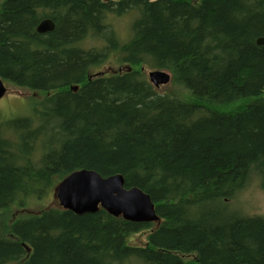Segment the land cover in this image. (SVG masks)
<instances>
[{"label": "trees", "instance_id": "trees-1", "mask_svg": "<svg viewBox=\"0 0 264 264\" xmlns=\"http://www.w3.org/2000/svg\"><path fill=\"white\" fill-rule=\"evenodd\" d=\"M126 14L125 41L112 23ZM261 37L264 0H0V80L41 96L0 121V264H264V218L229 204L252 176L264 189ZM109 61L129 69L100 73ZM80 170L148 195L156 226L103 209L15 216Z\"/></svg>", "mask_w": 264, "mask_h": 264}, {"label": "water", "instance_id": "water-1", "mask_svg": "<svg viewBox=\"0 0 264 264\" xmlns=\"http://www.w3.org/2000/svg\"><path fill=\"white\" fill-rule=\"evenodd\" d=\"M54 29L50 20L42 21L37 33L44 34ZM264 45V38L256 40ZM149 81L154 86L167 84L170 77L165 72H150ZM6 92L0 80V99ZM59 205L76 215L95 213L99 208L113 217L133 223H149L158 220L149 196L136 188L125 190L121 176L102 178L94 171L80 170L68 175L55 190Z\"/></svg>", "mask_w": 264, "mask_h": 264}, {"label": "rangeland", "instance_id": "rangeland-1", "mask_svg": "<svg viewBox=\"0 0 264 264\" xmlns=\"http://www.w3.org/2000/svg\"><path fill=\"white\" fill-rule=\"evenodd\" d=\"M133 17L132 14H126L119 18H113L114 21L112 25L114 31L125 41L130 39V25ZM94 42L95 41H86L85 47L94 44ZM127 69H129V67L118 66L112 61H109L101 68L100 73L108 74L113 71H115V73H120ZM144 72L147 78L148 69ZM5 86L7 88V94L0 99V121L5 122L19 117L31 116L33 114L31 100H39L41 97L39 93L17 88L7 83H5ZM157 91L160 94L176 97L180 100L188 99V93L178 89L175 85H172L171 82L160 86L157 88ZM31 204L32 205L29 208L16 211L15 216L33 214L36 212L39 213L41 208L44 210L45 208L58 206L55 190H53L40 205L33 206L34 202ZM229 204L230 209L240 213L242 216H260L264 218V189L261 188L260 183L257 182L256 178L252 176L247 185L241 188V190L230 199ZM154 225L156 226V223H154ZM147 232L148 230H145L132 235L129 238V243L142 246L145 242Z\"/></svg>", "mask_w": 264, "mask_h": 264}, {"label": "bare ground", "instance_id": "bare-ground-1", "mask_svg": "<svg viewBox=\"0 0 264 264\" xmlns=\"http://www.w3.org/2000/svg\"><path fill=\"white\" fill-rule=\"evenodd\" d=\"M44 20H49V19H44ZM44 20H42V21H44ZM42 21H41V22H42ZM50 21H51V20H50ZM41 22H40V23H41ZM51 22H52V21H51ZM40 23H39V24H40ZM39 24H38V26H39ZM38 26H37V27H38ZM37 27H36V31H37ZM261 38H264V37H261ZM255 42H256V41H255ZM256 45H257V44H256ZM259 46H264V45H259ZM155 71H158V72H165V73H167V74L169 75V77H170V74H169L168 72H166V71L154 70V71H148V73H147V78H148V74H149L150 72H155ZM148 80H149V78H148ZM170 80H171V77H170L168 83L170 82ZM149 82H150V81H149ZM168 83H167V84H168ZM3 84H4V83H3ZM150 84H151L153 87H155V88H159L160 86H162V85H159V86L156 87V86H154L151 82H150ZM163 85H166V84H163ZM4 86H5V84H4ZM5 88H6V86H5ZM6 94H7V88H6V92H5L4 95H6ZM4 95H3V97H4ZM3 97H2V98H3ZM2 98H1V99H2ZM107 178H108V177H107ZM63 180H64V179H63ZM63 180H62V181H63ZM62 181H61V182H62ZM123 188H124L125 190H129V189H126V188L124 187V185H123ZM136 189H137V188H136ZM55 190H56V188H55ZM138 190H139V189H138ZM141 192H142V191H141ZM142 193H143V192H142ZM143 194H144V193H143ZM145 195H146V194H145ZM147 196H148V195H147ZM149 198H150V197H149ZM57 201H58V200H57ZM150 201H151V199H150ZM151 203L153 204V208H154V211H155L154 203H153L152 201H151ZM58 206L61 207V206L59 205V202H58ZM61 208L64 209L63 207H61ZM99 209H100V208H99ZM64 210H67V209H64ZM68 211H70V210H68ZM97 211H98V210H97ZM97 211H96V212H97ZM104 211H105V210H104ZM71 212H72V211H71ZM96 212H95V213H96ZM72 213H73V212H72ZM88 214H89V213H88ZM91 214H93V213H91ZM155 214H156V216L158 217L156 211H155ZM75 215H76V214H75ZM83 215H84V214H83ZM109 215H110V214H109ZM79 216H81V215H79ZM123 220H124V219H123ZM125 221H126V220H125ZM158 221H159V217H158V220H157V221L149 222V223H138V224H154V223H157ZM127 222H129V221H127ZM130 223H133V222H130Z\"/></svg>", "mask_w": 264, "mask_h": 264}]
</instances>
